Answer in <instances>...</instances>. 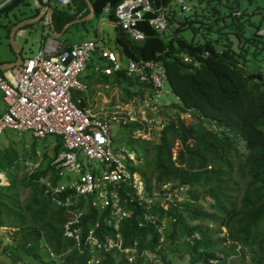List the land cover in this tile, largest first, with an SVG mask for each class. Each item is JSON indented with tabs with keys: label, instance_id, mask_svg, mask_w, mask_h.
Listing matches in <instances>:
<instances>
[{
	"label": "trees",
	"instance_id": "obj_1",
	"mask_svg": "<svg viewBox=\"0 0 264 264\" xmlns=\"http://www.w3.org/2000/svg\"><path fill=\"white\" fill-rule=\"evenodd\" d=\"M121 1L89 0L94 17L110 22L115 21L114 10ZM230 1L200 0L198 10L190 9V14L176 20L172 0H151L155 11L166 9L168 26H174V31L166 35L155 32L147 21L153 14L148 13L136 24L144 36L140 41L115 27L121 57L160 62L166 74L163 97H173H162L156 105L152 116L161 117L163 128L155 131L153 142L144 140L141 147L135 144L137 152L129 148L130 142L136 133L147 134L146 120H119L118 132L129 137L122 146L137 162H144L143 166L128 165L143 181L145 197H152L154 191L162 193L168 186L166 191L187 189L191 200L179 211L147 208L132 187L110 184L106 190L116 192L120 209L129 215L118 225L111 206L100 211L91 206L98 190L80 196L68 191L58 194L56 198L62 202L69 196L75 201L66 209L45 194L44 184L47 179L56 183L62 176L52 166L64 151L61 140L56 138L51 155L33 146L29 153L24 142L21 156L13 146L17 143L9 139L6 146H0V174L7 183L0 181V229H9L7 237L0 236V264H158L146 253L162 258L163 264H179V259L187 264H264V36L259 34L264 30V7L249 10L235 2L228 5ZM50 4L56 32L89 13L86 0H72L67 6ZM17 5L31 9L26 13L16 8L18 15L12 14L8 33L40 10L28 0H10L0 11L8 13ZM107 5L110 13L106 17ZM85 23L90 22L81 24ZM193 23L206 28L202 43L179 35L180 29ZM43 27L48 31L42 36L46 40L51 37L50 26ZM212 32L217 38L210 36ZM55 40L62 48L73 45L61 43L60 37ZM90 41L95 42L96 50L80 81L92 68V75L98 72L105 81L111 80V87L122 89L124 104L151 95V85L127 76L124 66L112 75L103 74L109 64L98 52L104 48L99 40ZM72 100L82 109L93 107L84 91H73ZM25 161L39 165L30 169ZM88 198L86 207L82 200ZM81 211L73 225L79 239L66 237V222ZM148 213L153 217L148 218ZM160 229L163 241L158 248Z\"/></svg>",
	"mask_w": 264,
	"mask_h": 264
},
{
	"label": "built area",
	"instance_id": "obj_2",
	"mask_svg": "<svg viewBox=\"0 0 264 264\" xmlns=\"http://www.w3.org/2000/svg\"><path fill=\"white\" fill-rule=\"evenodd\" d=\"M53 0H35L37 7L48 6ZM72 0H55L56 4L67 6ZM182 13L190 10L184 4V0H172ZM110 7L104 8L107 17ZM153 14L147 19L150 27L160 35H166L168 18L166 9L161 7L154 10L151 0H122L114 10V24L127 33L131 40L140 41L143 34L136 28V24L145 20V14ZM46 25H49L48 15H44ZM104 20L108 21L106 18ZM96 50L93 41H83L73 44L70 48H62L58 42L48 40L44 43L37 54L24 59L21 65L13 67L0 75V92L5 102V110L0 115V135L5 130L17 131L21 136L24 132H31L36 139H44L48 136L57 137L61 140L64 149L52 162V166L71 171L78 178L68 184L62 182L53 183L48 179L44 181L45 194L66 209H70L75 201L70 196L60 201L58 194L65 191L74 192L75 196L91 194L98 190L91 206H98L99 211L111 206V213L117 216L116 224L120 219L129 217L126 211L119 207V199L115 191L106 190L116 184L128 185L135 190V194L145 207H161L167 211L171 208L181 209L180 203L184 201L177 194L178 191H169L168 186L163 188L162 193H155L152 197H145V186L136 172L128 165L129 162L137 163L135 156L126 148L112 147L113 123L128 117V111H120V114L104 112L103 115L91 113L82 109L72 100V92L85 91L86 85L79 80V76L86 70L90 56ZM104 58L109 67L102 69L103 74L112 75L125 67L127 76L136 77L151 85L152 91L146 100H133L137 107L146 108L157 112L156 105L160 102L165 91L166 74L163 65L156 60H133L127 59L124 64L119 61L118 53L107 49L98 52ZM190 62L189 58H184ZM132 100V99H131ZM127 105V104H126ZM145 106V107H143ZM151 112V113H152ZM156 114V113H155ZM155 114L146 120L147 126L163 128L162 119ZM136 116V115H135ZM137 118L133 117V120ZM149 135V133L147 132ZM84 160H96L102 167L100 173L96 168H83L79 156ZM30 169L38 167L39 163L25 161ZM3 174H0V181ZM128 195V193H127ZM148 212V210H147ZM83 212H77L65 224L64 232L68 238L79 239L73 228ZM148 218L153 217L148 213ZM115 221V219H114ZM174 221V220H173ZM98 226V222L95 223ZM116 226V225H115ZM163 228V227H162ZM160 237L158 248L162 245L163 230H159ZM151 261L163 264L158 258L146 253Z\"/></svg>",
	"mask_w": 264,
	"mask_h": 264
},
{
	"label": "rangeland",
	"instance_id": "obj_3",
	"mask_svg": "<svg viewBox=\"0 0 264 264\" xmlns=\"http://www.w3.org/2000/svg\"><path fill=\"white\" fill-rule=\"evenodd\" d=\"M10 0H0V7L5 5L7 2ZM200 0H184V4L186 6H189V8L194 12V10H198V5H199ZM225 1V0H223ZM29 4L33 2V0H28ZM238 3L240 7L244 8L247 7L249 10H252L256 5L259 7H264V0H233L228 3V5H233L234 3ZM20 8L21 11L28 10V6H16L15 8H12L8 11V13H5V11H0V63L5 61V60H10L13 61L15 60V52L12 48L10 47L11 43L9 40V33L7 30V26H9L14 20V16L12 14H15L16 16L18 15L16 8ZM172 13L173 16L176 20H182L184 16L190 14L189 12L187 13H182L180 11V8L175 6V4L172 3ZM220 11L224 12V6H221ZM45 21L43 24V21H40L39 24H30L26 28V33L24 37H17L16 38V43L21 50L20 56L22 59H27L35 56L37 52L41 48V38L42 36L47 33V27ZM194 29L196 30L194 32ZM205 26L193 23L191 26H188L184 29L179 30V35L184 38L185 40L189 42H200L202 43L204 41V33L205 31ZM198 30V31H197ZM174 31V26H168L167 33H171ZM261 36H264V30H260L259 33ZM212 38H217L218 35H216L214 32L211 33L210 35ZM115 37H116V31L111 23L108 21H104V17L98 18H93L90 23H85L84 26L83 24H79L77 26H72L68 30H66L63 35L60 37L61 43L63 42L65 45H71V44H77L80 42H83L85 40H97V39H102V42H98L99 45L107 50H110L112 52H117V46L115 44ZM50 40H55L54 37H50ZM48 40L46 41V43ZM10 44V45H9ZM120 63L124 64L126 61L125 57H121L119 59ZM95 62L98 63V61L95 58ZM90 64V61L88 62V65ZM262 71H264V64L263 68H261ZM88 73L90 74L88 77H81L82 83H84L88 89L84 91L85 96L88 99V102L90 105H92L93 109L91 113L94 114H100L103 115L104 112H110L111 114H120V111L127 110L128 111V117L129 121L133 120V117L139 118L141 121L148 120L149 117L152 116V111L146 109V108H141L137 107V105L134 103L133 99L126 104L122 101V98L125 97L123 95L122 89H120L117 86L111 87V80L105 81L103 79V76L95 72V74L92 75V68L89 69ZM106 83V85H105ZM164 100H172L173 97L169 95H165V98L163 97ZM162 103V102H161ZM145 107V106H143ZM136 115V116H135ZM119 122V121H118ZM113 123L114 125L112 126V134H113V144L112 147L114 149H119L120 147H123V143L129 139L128 136L124 135L123 133L118 132V127L119 123ZM149 135L148 134H142V133H136L134 134V138L131 140L133 143L131 146H129L132 151L137 152L136 145L137 147H141L143 144V141L145 140L150 142H153L154 134L155 131H157V128L153 127L150 125V129H148ZM56 138L53 136H48L44 139H36V141H33V137L31 132H24L21 134V136L18 135L17 131H11V130H5L1 135H0V146H6L8 144V140L10 141H15L17 143V146L13 145L15 149L17 150L18 154L21 155V152L23 151V143L25 142L27 146V150L30 153L31 149L30 147L33 146L37 148L39 152L41 151H47L49 155H51V150L49 147H53V145L56 143ZM140 138V139H138ZM138 142V143H137ZM155 142V141H154ZM136 144V145H135ZM144 145V144H143ZM125 147V146H124ZM176 152V150H175ZM22 156V155H21ZM79 161L83 165V168L90 169V168H96L100 173L102 172V167L99 164L98 161L96 160H84L83 155L80 154L79 156ZM137 164H142L144 165V162L139 160L135 165ZM62 170V176L60 175V180L59 182L68 184L70 181L76 180L78 177L74 175L71 171L66 170L64 168H61ZM1 184L6 185L7 183L5 182V177H1ZM145 186V185H144ZM163 189V188H162ZM163 191V190H162ZM161 193L159 191L155 192L154 194ZM177 194L180 196L181 199H184L183 202L180 203V208L183 209L185 206V202L190 201V197L188 195L187 189H180ZM84 201V204L86 207L89 206V198L88 200H82ZM9 232V229L7 228H1L0 229V236L7 237V233ZM9 242L7 239L6 241L3 242V245ZM2 245V246H3ZM1 257V256H0ZM179 264H187L185 260L179 259L178 261Z\"/></svg>",
	"mask_w": 264,
	"mask_h": 264
},
{
	"label": "water",
	"instance_id": "obj_4",
	"mask_svg": "<svg viewBox=\"0 0 264 264\" xmlns=\"http://www.w3.org/2000/svg\"><path fill=\"white\" fill-rule=\"evenodd\" d=\"M53 2L55 3V0H53ZM87 5H88V8H89V13L85 17H83V18L76 19V20L70 21L69 23L65 24L60 32H56L54 30L53 25H52L51 15L53 13V9H52L51 6L41 7L40 10H39L38 15L36 17L22 20L21 22H19L15 26H13L11 28V30H10V33H9V40H10L11 46H12L14 52H15V61L12 62V63H9V64H1L0 65V71L8 70V69H11L13 67H17V66L21 65V63H22L23 60L20 57L19 48H18V45H17L15 39H16L17 33L24 26H27V25H30V24H32V25L39 24V22L41 21V19L44 18V15L47 14L48 15V18H49L50 33H51V35L54 38H59L70 27L75 26L77 24L84 23V22H90L94 18V9H93L91 3L89 2V0H87ZM53 41L57 42L56 40H53ZM117 52H118V56L120 57V51L117 50Z\"/></svg>",
	"mask_w": 264,
	"mask_h": 264
},
{
	"label": "crops",
	"instance_id": "obj_5",
	"mask_svg": "<svg viewBox=\"0 0 264 264\" xmlns=\"http://www.w3.org/2000/svg\"><path fill=\"white\" fill-rule=\"evenodd\" d=\"M34 1L35 0H33V5H34ZM86 2H87V0H86ZM50 4V3H49ZM54 4H56V3H54V2H52L50 5H54ZM30 7L28 8V10H25V12L26 13H28L29 11H30ZM89 9V8H88ZM47 13V12H46ZM104 21H106V20H104ZM109 23H111L112 25H113V27H114V29H115V27H118V26H116L115 24H114V22H110V21H108ZM43 24H44V19H43ZM38 25V24H37ZM28 26V25H27ZM27 26H24L18 33H17V35H16V38L17 37H24V35H25V33H26V28H27ZM48 33V32H47ZM47 33H45V34H47ZM53 37V36H52ZM16 40V39H15ZM47 40H50V38H48V39H46V40H44L43 39V37L41 38V43H42V45L44 44V43H46V41ZM97 40H99V41H101L102 42V39H97ZM76 44V43H75ZM41 45V46H42ZM100 46V45H99ZM19 48V47H18ZM100 48H102L101 46H100ZM118 50V49H117ZM20 52H21V50L19 49V54H20ZM116 53H118V52H116ZM15 54V53H14ZM21 57V56H20ZM119 57V56H118ZM121 58V53H120V57H119V59ZM22 60H24V59H22ZM15 60H13V61H10L9 59L8 60H5V61H3V62H1L0 63V65L1 64H9V63H12V62H14ZM122 64V63H121ZM9 70V69H8ZM6 71L7 70H4L3 71V74H5L6 73ZM87 90V89H86ZM85 90V91H86ZM89 104V103H88ZM89 106H91L90 104H89ZM5 102H4V100H3V96H2V93L0 92V115L4 112V110H5ZM89 109L88 110H90L91 112H93L92 111V109L90 108V107H88ZM50 148V150L52 149V147H49Z\"/></svg>",
	"mask_w": 264,
	"mask_h": 264
},
{
	"label": "clouds",
	"instance_id": "obj_6",
	"mask_svg": "<svg viewBox=\"0 0 264 264\" xmlns=\"http://www.w3.org/2000/svg\"><path fill=\"white\" fill-rule=\"evenodd\" d=\"M177 191H179V190H177ZM167 192H169V191H167ZM188 202H189V201H188ZM160 208H161V207H160ZM169 210H170V209H169ZM169 210H167V211H169ZM174 210H176V211L178 210V211H179V210H181V209H176V208H174ZM164 211H165V210H164ZM162 247H163V246H162ZM152 256H153V255H152ZM186 258H187V259L189 258L188 255H186ZM159 260H160L161 262H163V261H162V258H160ZM167 261H169L168 258H167Z\"/></svg>",
	"mask_w": 264,
	"mask_h": 264
}]
</instances>
